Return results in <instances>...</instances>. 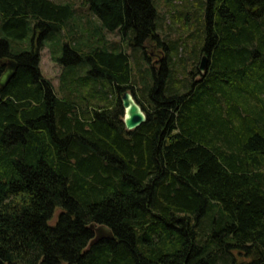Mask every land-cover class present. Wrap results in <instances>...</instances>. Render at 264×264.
Returning <instances> with one entry per match:
<instances>
[{
  "label": "trees",
  "instance_id": "trees-1",
  "mask_svg": "<svg viewBox=\"0 0 264 264\" xmlns=\"http://www.w3.org/2000/svg\"><path fill=\"white\" fill-rule=\"evenodd\" d=\"M86 4L92 20L75 31L71 3L0 0V78L1 62L18 63L0 86V260L264 264V0L201 1L209 69L186 82L159 40L155 0ZM124 44L151 73L141 85ZM46 47L69 66L59 90L40 68ZM129 90L147 115L133 131ZM92 224L115 239L94 243Z\"/></svg>",
  "mask_w": 264,
  "mask_h": 264
},
{
  "label": "rangeland",
  "instance_id": "rangeland-1",
  "mask_svg": "<svg viewBox=\"0 0 264 264\" xmlns=\"http://www.w3.org/2000/svg\"><path fill=\"white\" fill-rule=\"evenodd\" d=\"M60 3H71L75 8L77 16H80L79 26L87 28L86 21L91 18L88 12L86 0H54ZM202 0H155V7L159 14L158 19V35L159 40L163 43L169 44V54L171 59L172 68H175V79L187 81L190 79V72L199 67L203 53L201 54V31L203 10L201 8ZM92 20V19H89ZM200 20V21H199ZM108 39L111 42H118L119 38L116 34H109ZM14 45L19 41L14 40ZM122 43V42H121ZM131 56V67L133 76L138 85H141L143 77H150V72L146 71L148 67L141 57V51L126 47ZM123 46V48H124ZM136 50V51H134ZM163 47L154 43L148 47L146 55L150 58L152 67L160 68V64L165 56ZM63 56V55H62ZM40 68L44 78L49 79L54 87L57 89L59 86L60 76L64 69L68 70L69 66L56 63L51 59V54L47 48L41 52ZM85 66L81 67L84 73ZM68 73V72H67ZM199 77L197 78V80ZM132 92L131 90H129ZM58 92V91H57ZM60 93V92H59ZM139 99L145 102V99L136 90ZM124 109V108H123ZM54 222V221H53ZM238 256V255H237ZM240 257V256H239ZM238 263L244 260L243 257H236Z\"/></svg>",
  "mask_w": 264,
  "mask_h": 264
},
{
  "label": "water",
  "instance_id": "water-1",
  "mask_svg": "<svg viewBox=\"0 0 264 264\" xmlns=\"http://www.w3.org/2000/svg\"><path fill=\"white\" fill-rule=\"evenodd\" d=\"M210 58L207 54H204L201 58L199 65V71L205 74L209 69ZM5 66V71L0 78V86L5 89L11 80L16 76L18 70V63L15 59H8L1 62ZM122 105L124 108L123 122L127 131H133L142 126L147 121V115L141 105L135 99L132 92L127 91L123 94ZM91 228L95 231L96 237L93 240L94 243H98L104 239L114 240L115 236L111 229L103 225L92 224ZM0 264H6L0 260Z\"/></svg>",
  "mask_w": 264,
  "mask_h": 264
},
{
  "label": "crops",
  "instance_id": "crops-1",
  "mask_svg": "<svg viewBox=\"0 0 264 264\" xmlns=\"http://www.w3.org/2000/svg\"><path fill=\"white\" fill-rule=\"evenodd\" d=\"M80 16H74V19L72 20V22H70V24L74 27V29H75V31H76V28H78L79 27V25H80V23H82V22H79V21H81L80 20ZM86 23H87V21H86ZM88 24V23H87ZM68 39L67 38H65V41H67ZM64 42V41H63ZM49 45H51V43L50 44H48V46ZM47 48V47H46ZM45 49V48H44ZM48 49V48H47ZM51 59H52V57H51ZM53 60V59H52ZM49 80V79H48ZM54 85V84H53ZM56 89V88H55ZM60 89V80H59V86H58V88L56 89V90H59Z\"/></svg>",
  "mask_w": 264,
  "mask_h": 264
}]
</instances>
